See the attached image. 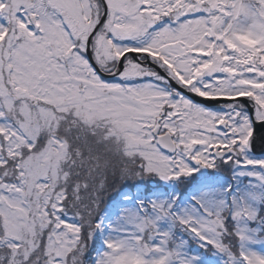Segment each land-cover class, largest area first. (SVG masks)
Listing matches in <instances>:
<instances>
[{
	"label": "snow or ice",
	"instance_id": "obj_1",
	"mask_svg": "<svg viewBox=\"0 0 264 264\" xmlns=\"http://www.w3.org/2000/svg\"><path fill=\"white\" fill-rule=\"evenodd\" d=\"M0 264H264V0H0Z\"/></svg>",
	"mask_w": 264,
	"mask_h": 264
}]
</instances>
